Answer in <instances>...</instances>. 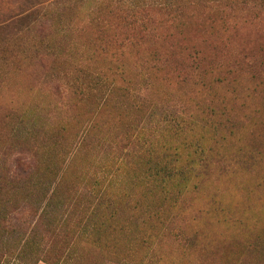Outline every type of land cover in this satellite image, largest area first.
<instances>
[{
  "label": "rangeland",
  "instance_id": "rangeland-1",
  "mask_svg": "<svg viewBox=\"0 0 264 264\" xmlns=\"http://www.w3.org/2000/svg\"><path fill=\"white\" fill-rule=\"evenodd\" d=\"M0 264H264V0H0Z\"/></svg>",
  "mask_w": 264,
  "mask_h": 264
}]
</instances>
